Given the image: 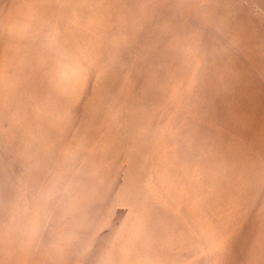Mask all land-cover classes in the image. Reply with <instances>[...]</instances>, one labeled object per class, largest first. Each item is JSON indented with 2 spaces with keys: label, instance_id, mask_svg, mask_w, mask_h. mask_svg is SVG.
I'll return each mask as SVG.
<instances>
[{
  "label": "rangeland",
  "instance_id": "obj_1",
  "mask_svg": "<svg viewBox=\"0 0 264 264\" xmlns=\"http://www.w3.org/2000/svg\"><path fill=\"white\" fill-rule=\"evenodd\" d=\"M0 264H264V0H0Z\"/></svg>",
  "mask_w": 264,
  "mask_h": 264
}]
</instances>
